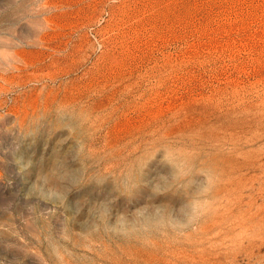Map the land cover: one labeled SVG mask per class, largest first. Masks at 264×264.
<instances>
[{
    "label": "rangeland",
    "instance_id": "rangeland-1",
    "mask_svg": "<svg viewBox=\"0 0 264 264\" xmlns=\"http://www.w3.org/2000/svg\"><path fill=\"white\" fill-rule=\"evenodd\" d=\"M0 264H264V0H0Z\"/></svg>",
    "mask_w": 264,
    "mask_h": 264
}]
</instances>
